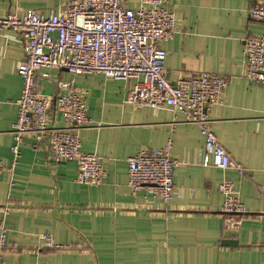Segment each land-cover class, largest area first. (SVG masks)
<instances>
[{
    "label": "crops",
    "instance_id": "0c3cea01",
    "mask_svg": "<svg viewBox=\"0 0 264 264\" xmlns=\"http://www.w3.org/2000/svg\"><path fill=\"white\" fill-rule=\"evenodd\" d=\"M63 1L0 0V17L28 10L48 15ZM258 3L264 0H174L169 9L177 33L162 46L172 83L198 73L228 79L225 104L207 113L244 175L203 166L204 136L182 114L129 104L134 81L65 70H42L37 91L52 96L64 82L86 98L93 124L79 136L82 150L100 157L103 184L77 182L74 162L54 165L31 139L13 166L24 46L20 34L0 33V159L6 167L0 174V227L6 235L0 264H264V86L247 80L243 54L247 36L264 34V23L250 17ZM139 6L140 0L128 2L131 9ZM52 125L67 126L55 111ZM170 139L179 162L175 198L164 204L146 192L134 195L128 159L161 149ZM225 180L234 183L246 211L237 228L223 213L218 188ZM44 236L61 248H50Z\"/></svg>",
    "mask_w": 264,
    "mask_h": 264
},
{
    "label": "built area",
    "instance_id": "2783aa9c",
    "mask_svg": "<svg viewBox=\"0 0 264 264\" xmlns=\"http://www.w3.org/2000/svg\"><path fill=\"white\" fill-rule=\"evenodd\" d=\"M173 1L140 0V6L131 9L129 0H64L48 15L28 10L23 16L0 17V33L12 30L20 34L24 46V60L18 70L23 89L10 149L13 166L21 158V146L31 139L47 152L54 165L74 162L77 182L93 187L103 184L106 172L100 157L84 152L79 136L83 128L93 124L86 98L64 82L58 83L60 92L55 95L37 91L36 77L42 70H65L72 76L101 75L134 81L127 98L129 104L182 114L185 123L199 126L204 136L203 166L245 174L219 143L207 113L225 104L228 79L198 73L175 83L170 81L165 65L167 53L162 46L177 33V17L169 9ZM250 17L264 23V3L255 4ZM243 54L247 80L264 86V34L247 36ZM54 111L66 121L65 128L52 125ZM172 146L170 139L161 149L143 151L128 159V186L134 195L146 192L164 204L173 201L179 162L172 158ZM5 169L0 159V174ZM218 190L224 197L227 224L237 228L246 212L239 193L230 180L219 184ZM0 229L1 259L6 235L2 226ZM43 238L50 248H61L49 236Z\"/></svg>",
    "mask_w": 264,
    "mask_h": 264
}]
</instances>
